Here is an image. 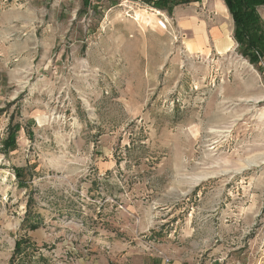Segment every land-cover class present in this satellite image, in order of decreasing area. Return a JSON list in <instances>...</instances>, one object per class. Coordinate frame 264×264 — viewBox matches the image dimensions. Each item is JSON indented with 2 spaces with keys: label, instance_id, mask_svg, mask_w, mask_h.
I'll list each match as a JSON object with an SVG mask.
<instances>
[{
  "label": "rangeland",
  "instance_id": "1",
  "mask_svg": "<svg viewBox=\"0 0 264 264\" xmlns=\"http://www.w3.org/2000/svg\"><path fill=\"white\" fill-rule=\"evenodd\" d=\"M216 9L0 0V264H264V62Z\"/></svg>",
  "mask_w": 264,
  "mask_h": 264
},
{
  "label": "trees",
  "instance_id": "2",
  "mask_svg": "<svg viewBox=\"0 0 264 264\" xmlns=\"http://www.w3.org/2000/svg\"><path fill=\"white\" fill-rule=\"evenodd\" d=\"M90 0H84L89 2ZM134 1V0H131ZM155 9L164 10L172 5L188 4L201 0H139ZM233 21V40L241 53L250 62H264V23L258 9L264 7V0H221Z\"/></svg>",
  "mask_w": 264,
  "mask_h": 264
},
{
  "label": "crops",
  "instance_id": "3",
  "mask_svg": "<svg viewBox=\"0 0 264 264\" xmlns=\"http://www.w3.org/2000/svg\"><path fill=\"white\" fill-rule=\"evenodd\" d=\"M205 2V1H208V4L210 5V8L213 10V9H216L215 8V5H214V3H213V1L211 2H209V0H201V1H199V2H195V3H200V2ZM221 1V0H220ZM222 3H223V5L225 6V4H224V2L222 1ZM225 8H226V6H225ZM216 12H217V15L219 16V18L220 19H231V16H230V14H229V12H228V10H227V8H226V14H224V13H222V12H220L219 10H215ZM258 14H259V12H258ZM259 16H260V14H259ZM260 18H261V16H260ZM209 20H211V18L209 19ZM261 20L263 21V19L261 18ZM222 21V20H221ZM231 22H232V27H233V29H234V26H233V21H232V19H231ZM263 23H264V21H263ZM198 26H203V32H201V31H199V32H197V33H195V31L193 30V34L195 35V36H198V37H200L201 38V42H202V46L203 47H205V45L207 44V42L209 41V39L210 38H212L213 39V41H216V42H219V41H221V43H219L218 45H219V47L220 48H222V43H224L225 41H226V39L227 38H230V32L229 33H227V35H225L224 34V32L221 30V29H219L218 27H206V25H205V22H202L200 25H197V26H194V28H196V27H198ZM193 28V29H194ZM223 32V33H222ZM232 35H233V32H232ZM218 36V37H217ZM203 37V38H202ZM231 39H233V36H232V38ZM232 41H234V40H232ZM235 42V41H234ZM233 45V44H232ZM237 45V44H236Z\"/></svg>",
  "mask_w": 264,
  "mask_h": 264
},
{
  "label": "bare ground",
  "instance_id": "4",
  "mask_svg": "<svg viewBox=\"0 0 264 264\" xmlns=\"http://www.w3.org/2000/svg\"><path fill=\"white\" fill-rule=\"evenodd\" d=\"M216 1V2H215ZM214 2H215V4H216V6H219L223 11H224V13H226V8H225V6L223 5V3H222V1H220V0H214ZM157 12V11H156ZM148 21V20H147ZM146 21V22H147ZM149 22V21H148ZM194 31H195V33H197V32H199V31H201V32H203V26H198V27H196V28H194L193 29ZM195 38H197V44H195V43H190V48H192V47H194L195 45L197 46V47H201L200 45H202V42H201V39H200V37H197V36H195ZM203 38V37H202Z\"/></svg>",
  "mask_w": 264,
  "mask_h": 264
}]
</instances>
